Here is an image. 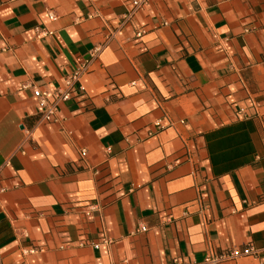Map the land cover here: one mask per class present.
Masks as SVG:
<instances>
[{"label":"crops","instance_id":"obj_1","mask_svg":"<svg viewBox=\"0 0 264 264\" xmlns=\"http://www.w3.org/2000/svg\"><path fill=\"white\" fill-rule=\"evenodd\" d=\"M130 9L0 0V264H264V0Z\"/></svg>","mask_w":264,"mask_h":264},{"label":"built area","instance_id":"obj_2","mask_svg":"<svg viewBox=\"0 0 264 264\" xmlns=\"http://www.w3.org/2000/svg\"><path fill=\"white\" fill-rule=\"evenodd\" d=\"M151 0H130V13L129 16L141 11L144 9ZM50 18L53 19V16L50 15ZM88 64L81 66L77 70L73 71L71 74L67 75L64 80V87L56 89L51 95L47 92L41 91L38 88L32 89L33 97L35 98L37 105L40 109L42 120L45 122L56 121V108L60 103L77 100L78 92L82 91V86L80 80L82 75L87 71ZM52 97V102H49V98ZM155 126L162 129L160 122H156ZM82 155L85 154V151L81 152ZM8 163L0 165V170L3 167H7ZM36 249L30 250V253H35ZM256 251L248 247L244 250L232 249L230 251L222 252L218 256H209L204 260V264H219L222 261L235 259L240 256L254 255ZM173 264H181L178 261H174Z\"/></svg>","mask_w":264,"mask_h":264}]
</instances>
